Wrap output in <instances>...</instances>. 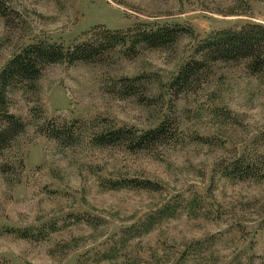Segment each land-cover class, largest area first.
I'll return each instance as SVG.
<instances>
[{
    "label": "rangeland",
    "instance_id": "374dc122",
    "mask_svg": "<svg viewBox=\"0 0 264 264\" xmlns=\"http://www.w3.org/2000/svg\"><path fill=\"white\" fill-rule=\"evenodd\" d=\"M0 2V70L33 43L191 30L47 66L8 94L25 130L0 158V264H264V72L209 63L189 91L169 89L200 40L264 25V0ZM164 121L144 149L98 140Z\"/></svg>",
    "mask_w": 264,
    "mask_h": 264
},
{
    "label": "trees",
    "instance_id": "16d2710c",
    "mask_svg": "<svg viewBox=\"0 0 264 264\" xmlns=\"http://www.w3.org/2000/svg\"><path fill=\"white\" fill-rule=\"evenodd\" d=\"M5 13L6 10L0 9V15ZM187 32L191 30L162 25L143 27L134 35L102 31L94 34L90 42L75 43L69 47L38 42L22 48L0 70V158L25 130L24 123L8 111V94L19 87L35 84L47 66L90 62L97 57L101 48L111 49L125 43L132 48L139 44L150 48L165 47L174 44ZM193 53V57L181 66L169 84V89L176 94L189 91L209 63L245 61L251 74L263 73L264 25L247 23L236 30L212 33L196 44ZM166 125L165 121L161 122L156 128L140 135L120 129L109 130L101 134L98 140L104 146L123 142L133 149H144L159 143L166 136L169 130ZM150 228L151 225L146 231Z\"/></svg>",
    "mask_w": 264,
    "mask_h": 264
}]
</instances>
